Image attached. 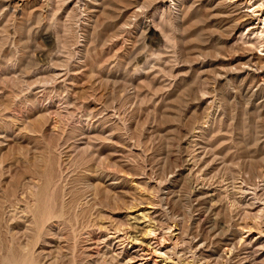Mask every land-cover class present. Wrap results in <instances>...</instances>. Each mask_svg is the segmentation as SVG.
Instances as JSON below:
<instances>
[{
    "label": "rangeland",
    "instance_id": "1",
    "mask_svg": "<svg viewBox=\"0 0 264 264\" xmlns=\"http://www.w3.org/2000/svg\"><path fill=\"white\" fill-rule=\"evenodd\" d=\"M229 1L0 0V264H264L225 256L264 204V36Z\"/></svg>",
    "mask_w": 264,
    "mask_h": 264
},
{
    "label": "bare ground",
    "instance_id": "2",
    "mask_svg": "<svg viewBox=\"0 0 264 264\" xmlns=\"http://www.w3.org/2000/svg\"><path fill=\"white\" fill-rule=\"evenodd\" d=\"M230 3H231V5H234V6H236V7H240V9H242L243 10V15L245 16V17H247V19L246 20H248V21H250L251 22V25H253V26H251V30H254V31H257V30H259L260 29V33L259 34H261L260 36H264V26L261 28V27H259L258 25H261V23H264V19H263V17H264V0H230L229 1ZM239 9V10H240ZM242 15V16H243ZM256 22H258L257 24H256ZM250 25V24H249ZM259 58H264V54H259ZM259 58H257V59H259ZM264 61V60H263ZM262 63H264V62H262ZM196 163V162H195ZM256 184V183H255ZM257 185V184H256ZM256 190V189H255ZM259 190H261V189H259ZM246 191V190H245ZM257 191V190H256ZM255 191V192H256ZM262 191V190H261ZM250 194V193H249ZM252 194V193H251ZM263 194V193H262ZM257 196H259L258 194H254V197L252 198V199H247V197L246 196H244V198L242 199V205H245L246 207H248V208H250V213H249V215L251 214L253 217H255L254 219H256L253 223L252 222H249V223H252V224H244V223H242V224H244V225H240L238 228L239 229H237L238 230V232L240 233L241 231L242 232H244V234H246L247 236H249V237H241V234H240V236L239 235H237L236 237H233L232 239H228V240H225V246H226V249H225V256H227L228 255V258H231V257H233L234 256V253H235V251L237 250V247H238V245L239 246H243L244 248H247V249H250V250H255V252L256 253H261L260 255L262 256V255H264V204H261L260 202H257L258 200H259V198H260V196H259V198L257 197ZM262 196V195H261ZM263 198V197H262ZM261 198V199H262ZM264 201H262V203H263ZM247 209V208H246ZM251 216V217H252ZM145 217H148V216H145ZM252 217V218H253ZM179 226V225H178ZM181 229V228H180ZM187 233V232H186ZM186 233H185V235H186ZM224 233V232H223ZM239 233H236V234H239ZM254 233H256L254 236H253V234ZM218 235H220V234H218ZM223 235V234H222ZM222 235H220V236H218L219 238L222 236ZM217 236V235H216ZM216 236H214V237H216ZM196 238V237H195ZM195 238H194V240L192 239V241H191V243H189V242H187V243H189V248H190V252H187V253H193V255H197V253H198V251H200L201 249H202V247H203V244L200 242V241H198L199 239H196L195 240ZM197 238H198V236H197ZM185 239H186V237H185ZM216 239V238H215ZM176 240L178 241V243H179V241L181 242V240H182V242L184 243L185 242V240H184V237H182V231L180 232V230H179V233L177 234V236H176ZM191 240V239H190ZM181 242V243H182ZM187 243H185V244H187ZM185 246H187V245H185ZM187 246V247H188ZM182 247V246H181ZM180 247V249H181V252H182V254H183V252L185 251V250H182V248ZM205 247V246H204ZM239 248V247H238ZM242 248V247H241ZM174 249H177V247L176 248H174ZM187 250H189V249H187ZM186 250V251H187ZM239 251L241 250V249H238ZM249 250V251H250ZM224 251V250H223ZM248 251V250H247ZM156 253H159L158 255H160V257H165V255L167 254V253H163V252H160V251H155ZM176 252V251H175ZM186 252L184 253V256L187 254ZM224 253V252H223ZM222 253V256L224 255ZM236 253H237V251H236ZM247 253V252H246ZM250 253V252H249ZM132 254V253H131ZM130 254V255H131ZM176 254V253H175ZM181 254V255H182ZM205 254V253H204ZM227 254V255H226ZM136 255V254H135ZM135 255H132V256H129V258H130V260L132 259L133 261H134V259L136 258V257H133V256H135ZM249 255V254H248ZM168 256H169V254H168ZM171 256V255H170ZM183 256V257H184ZM201 256V255H200ZM221 256V257H222ZM224 256V258H226ZM252 256L254 257V255L252 254ZM256 256L257 255H255V258H256ZM142 257V256H141ZM140 257V258H141ZM196 257V256H195ZM202 257V256H201ZM139 258V257H138ZM167 258H170V257H166V259H165V261L166 260H168ZM185 258H186V256H185ZM184 258V259H185ZM189 258V257H188ZM192 258H194V257H192ZM197 258V257H196ZM203 258V257H202ZM201 258V259H202ZM248 258V257H247ZM251 258V257H250ZM258 258V257H257ZM197 259H199V258H197ZM221 260H222V258H220ZM227 259V258H226ZM234 259V258H233ZM194 260V259H193ZM196 260V259H195ZM200 260V259H199ZM203 260V259H202ZM229 260V259H228ZM231 260V259H230ZM248 260V259H247ZM246 260V261H247ZM207 261V260H206ZM219 261V260H218ZM217 261V262H218ZM223 261H224V259H223ZM222 261V262H223ZM253 261V260H252ZM202 262L203 261H201L200 263L202 264ZM205 262V261H204ZM229 262V261H228ZM169 263V262H168ZM199 263V264H200ZM128 264H132V262H128ZM141 264V263H140ZM203 264H206V263H203ZM222 264V263H221ZM227 264V263H226ZM254 264V263H253Z\"/></svg>",
    "mask_w": 264,
    "mask_h": 264
}]
</instances>
